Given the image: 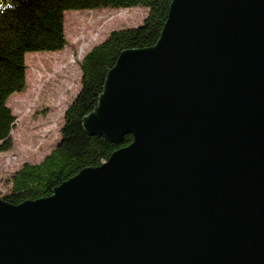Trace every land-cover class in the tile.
Listing matches in <instances>:
<instances>
[{
	"label": "water",
	"instance_id": "95a60500",
	"mask_svg": "<svg viewBox=\"0 0 264 264\" xmlns=\"http://www.w3.org/2000/svg\"><path fill=\"white\" fill-rule=\"evenodd\" d=\"M84 128L133 142L49 198L0 199V264H264V0H173Z\"/></svg>",
	"mask_w": 264,
	"mask_h": 264
},
{
	"label": "trees",
	"instance_id": "16d2710c",
	"mask_svg": "<svg viewBox=\"0 0 264 264\" xmlns=\"http://www.w3.org/2000/svg\"><path fill=\"white\" fill-rule=\"evenodd\" d=\"M173 0H0V153L13 147L15 117L7 106L11 95L26 86L28 53L58 52L67 44L65 12L144 8L147 15L138 27L112 31L81 62V89L64 114L60 141L39 163H25L10 179L3 200L11 205L49 198L53 191L82 170L98 168L112 154L129 146L127 135L114 143L90 135L84 119L95 111L104 93L108 73L120 55L129 50L154 47L168 20ZM11 5V7H9Z\"/></svg>",
	"mask_w": 264,
	"mask_h": 264
},
{
	"label": "rangeland",
	"instance_id": "374dc122",
	"mask_svg": "<svg viewBox=\"0 0 264 264\" xmlns=\"http://www.w3.org/2000/svg\"><path fill=\"white\" fill-rule=\"evenodd\" d=\"M146 15L144 8L67 11L64 49L26 55L25 89L7 101L15 123L13 147L0 153V199L18 169L41 162L58 145L64 114L81 89L84 56L112 31L138 27Z\"/></svg>",
	"mask_w": 264,
	"mask_h": 264
},
{
	"label": "clouds",
	"instance_id": "9594fccd",
	"mask_svg": "<svg viewBox=\"0 0 264 264\" xmlns=\"http://www.w3.org/2000/svg\"><path fill=\"white\" fill-rule=\"evenodd\" d=\"M4 6H3V4H0V8H3ZM9 7H11V5H9Z\"/></svg>",
	"mask_w": 264,
	"mask_h": 264
}]
</instances>
